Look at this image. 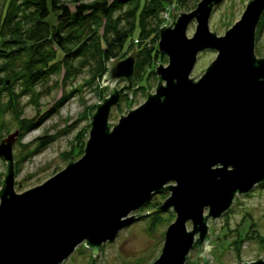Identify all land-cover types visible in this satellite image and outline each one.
<instances>
[{
    "label": "water",
    "instance_id": "water-1",
    "mask_svg": "<svg viewBox=\"0 0 264 264\" xmlns=\"http://www.w3.org/2000/svg\"><path fill=\"white\" fill-rule=\"evenodd\" d=\"M221 1L199 0L190 11H172L171 23L158 29L157 51L168 62L154 70V92L146 91V99L115 124L109 122L112 106L137 87V48L106 63L101 84L111 88L90 117L83 155L71 156L44 182L16 192L12 145L18 129L0 140L6 163L0 264H61L80 244L96 255L122 228L171 209L175 218L151 264H184L190 250L210 239L208 219L264 182V56L254 52L264 0H249L240 18L217 35L208 21ZM207 49L216 51L215 58L199 78L190 77L198 53ZM121 79L124 85L116 88ZM164 191L170 194L161 204L135 214ZM213 246L205 244L202 264L213 258L205 252ZM238 264H264V257Z\"/></svg>",
    "mask_w": 264,
    "mask_h": 264
},
{
    "label": "rangeland",
    "instance_id": "rangeland-1",
    "mask_svg": "<svg viewBox=\"0 0 264 264\" xmlns=\"http://www.w3.org/2000/svg\"><path fill=\"white\" fill-rule=\"evenodd\" d=\"M198 1L189 0L188 6H196ZM248 1L222 0L215 5L208 21L210 31L222 35L225 27L227 30L240 18ZM2 2L0 0V10ZM69 6L70 9L74 7ZM168 6V19H164L162 25L171 23L173 18L170 11L177 15L184 12V8L175 3ZM260 21L256 28L254 46L257 57L264 56V14ZM194 28L195 22L192 21L187 29L188 36L193 34ZM138 32L137 27L133 37ZM133 42L124 57L132 52L134 46L138 47L139 43L136 40ZM157 42L158 39L154 43L155 50ZM32 52L33 50L27 51L12 63L0 61L1 65L8 64L12 70L6 73V78L10 79L9 84L6 88L0 86V140L18 129L12 145L16 192H23L44 182L63 169L71 156L72 161H75L83 155L90 130V117L96 104L102 101V96L108 97L111 88L110 85H102L101 82L98 84L97 81L86 83V69L76 73L74 78H65V70L61 68L60 72L46 76L35 86L34 91L15 96L12 102H15L16 108L13 109L10 104L11 93L19 91L17 88L21 82L18 80V83H14L13 75L14 72L18 75L24 73L23 66ZM157 54L153 67L146 69L140 81L133 80V86L137 87L133 89L131 98L123 95L112 106L110 123H117L120 115H125L128 110L140 105L146 99V91L154 92L157 76L149 72L154 71L159 64L167 65L168 62L165 54ZM215 56L216 51L211 49L199 52L190 77L197 75L194 79L199 78ZM122 85L123 79L115 84L116 88ZM5 165L0 157V187ZM169 194V191L155 194L150 202L156 207ZM149 209L150 206L139 209L135 214H144ZM206 212L205 209V214ZM174 218L172 209L145 215L122 228L114 240L103 243L96 255H92L90 248L80 244L61 264H151L159 256L165 230ZM207 225L210 239L200 248L190 250L184 264H202L201 254L205 250V244L214 245L209 247L210 251H205L213 257L208 264H238L264 257V182L235 197L231 207L216 219L209 218ZM187 228H191L190 222H187ZM206 258L208 259L207 255Z\"/></svg>",
    "mask_w": 264,
    "mask_h": 264
},
{
    "label": "trees",
    "instance_id": "trees-1",
    "mask_svg": "<svg viewBox=\"0 0 264 264\" xmlns=\"http://www.w3.org/2000/svg\"><path fill=\"white\" fill-rule=\"evenodd\" d=\"M2 1L0 61L12 63L33 50L23 66L24 73L14 72V83L21 82L19 91L11 93L13 109L16 108L12 102L15 96L34 91L46 76L60 72L61 68L65 70V78H74L76 73L86 69V83L97 81L100 84L107 70L106 63L113 58H123L130 43L134 44L133 40L139 43L133 80L140 81L157 59L154 43L165 7L171 3L184 8L183 11L195 7L194 4L188 6L189 0ZM69 5H73V9ZM137 27L138 35L133 37ZM5 64H0V86L6 88L10 82L6 73L12 70ZM149 73L155 74L152 70ZM148 206L151 209L155 204L148 201L142 208Z\"/></svg>",
    "mask_w": 264,
    "mask_h": 264
},
{
    "label": "built area",
    "instance_id": "built-area-1",
    "mask_svg": "<svg viewBox=\"0 0 264 264\" xmlns=\"http://www.w3.org/2000/svg\"><path fill=\"white\" fill-rule=\"evenodd\" d=\"M169 6H166L165 9L163 10L162 13V18L164 19H168V15H169V10H168ZM170 15L172 16V11H170ZM170 16V17H171Z\"/></svg>",
    "mask_w": 264,
    "mask_h": 264
},
{
    "label": "flooded vegetation",
    "instance_id": "flooded-vegetation-1",
    "mask_svg": "<svg viewBox=\"0 0 264 264\" xmlns=\"http://www.w3.org/2000/svg\"><path fill=\"white\" fill-rule=\"evenodd\" d=\"M262 16H263V14H262ZM262 18V17H261ZM261 22V21H260Z\"/></svg>",
    "mask_w": 264,
    "mask_h": 264
}]
</instances>
